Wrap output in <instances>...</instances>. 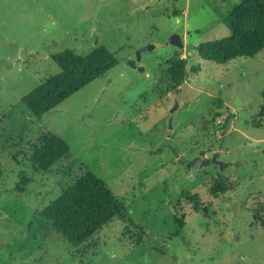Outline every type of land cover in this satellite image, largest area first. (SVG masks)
Wrapping results in <instances>:
<instances>
[{
    "label": "rangeland",
    "instance_id": "374dc122",
    "mask_svg": "<svg viewBox=\"0 0 264 264\" xmlns=\"http://www.w3.org/2000/svg\"><path fill=\"white\" fill-rule=\"evenodd\" d=\"M237 2L0 0V264H264V49L225 64L196 50L229 35L223 18ZM173 33L184 48L169 43ZM149 44L143 70L131 67ZM96 45L117 64L36 121L20 99L59 72L50 55ZM175 57L186 73L173 89L160 76ZM42 132L70 148L47 171L30 161ZM215 152L222 171L187 168ZM85 170L122 199L130 221L114 218L75 248L40 211ZM21 171L31 182L14 192ZM218 174L235 185L215 198L208 186ZM182 191L197 193L207 214Z\"/></svg>",
    "mask_w": 264,
    "mask_h": 264
},
{
    "label": "trees",
    "instance_id": "16d2710c",
    "mask_svg": "<svg viewBox=\"0 0 264 264\" xmlns=\"http://www.w3.org/2000/svg\"><path fill=\"white\" fill-rule=\"evenodd\" d=\"M229 35L202 42L196 50L200 58L217 64H225L236 57H253L264 49V0H238L223 18ZM59 67V72L49 76L23 95L20 105L30 112L36 121L72 94L102 76L117 64L116 56L103 45L94 46L86 54L64 49L50 55ZM186 73V60L175 57L160 79L169 87L179 86ZM262 105L257 118L264 120V89L261 91ZM219 103H216L218 105ZM213 113V116H218ZM69 145L57 134L42 132L37 137L30 153L31 163L41 171L49 170L56 162L67 158ZM235 178L218 174L211 178L208 190L217 198L234 188ZM31 178L19 172L14 192H22ZM180 198L191 203V208L207 214V207L199 201L197 193L182 191ZM178 202L174 204L177 210ZM122 199L96 174L85 170L71 185L41 211V217L51 222L52 228L71 246L78 247L86 242L112 219L129 222ZM254 219L257 212H252ZM179 227L183 217H175ZM264 224V221H260ZM143 229H141V232Z\"/></svg>",
    "mask_w": 264,
    "mask_h": 264
},
{
    "label": "water",
    "instance_id": "95a60500",
    "mask_svg": "<svg viewBox=\"0 0 264 264\" xmlns=\"http://www.w3.org/2000/svg\"><path fill=\"white\" fill-rule=\"evenodd\" d=\"M168 41L170 44L176 46L177 48L179 49H182L184 48V42H183V39L181 37L180 34L178 33H173L169 36L168 38ZM155 47V45L153 44H149V45H146V46H142L140 47L136 53H135V58L134 59H131L129 60L127 63L131 66V67H137L138 70L142 71L143 70V67L141 66H137V62L140 61L141 59V54L147 50H151ZM178 107V102L177 100L175 99V103L173 105V107L169 110L170 113L173 112L176 108ZM169 122H171V119L169 120ZM218 152H215L213 153V155L211 156V158H201L199 156H196L192 159H190L187 163H186V166L187 168L189 169L191 166H194V165H198L199 168H203V167H206L210 164H217L220 168V170L222 171L223 170V166H224V162L220 161L218 158Z\"/></svg>",
    "mask_w": 264,
    "mask_h": 264
}]
</instances>
